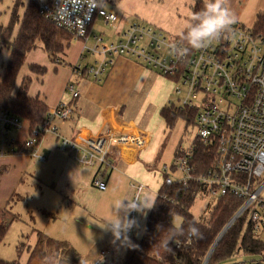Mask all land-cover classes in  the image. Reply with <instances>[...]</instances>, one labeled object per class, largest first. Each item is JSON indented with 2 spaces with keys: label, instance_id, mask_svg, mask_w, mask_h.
Returning <instances> with one entry per match:
<instances>
[{
  "label": "built area",
  "instance_id": "1",
  "mask_svg": "<svg viewBox=\"0 0 264 264\" xmlns=\"http://www.w3.org/2000/svg\"><path fill=\"white\" fill-rule=\"evenodd\" d=\"M64 2L68 3V10L61 7L58 11L60 0H48L41 3L39 13L51 27L75 39L86 40L98 18L105 24L118 22L116 14L107 9L114 0H97L99 7L94 10L87 5L78 8L77 0ZM95 40L102 41L99 37ZM85 51L98 55L94 64L84 69L85 74L96 80L107 72L113 56H124L175 81L174 91L179 97L176 107L196 112L197 136L190 147L178 149L171 166L164 167V185L178 183L197 188V195L205 194L217 201L226 196L241 200L242 205L224 229L228 227V231L237 220L245 218L254 236L264 241V37L236 22L230 33L204 49L192 50L180 37L172 41L152 26L135 24L117 44L94 49L85 46ZM74 72L81 74V66H75ZM75 86V82H69L66 91L77 98ZM200 97L201 106L197 107L195 102ZM72 115L73 109L61 104L49 111L44 125L30 131L20 117L0 108V160L29 156L46 163L39 146L50 134L57 137L58 150L83 167L112 168V147L144 146L142 137L130 135L109 134L84 142L59 136L55 121L70 120ZM197 143L206 147L208 160L212 155L214 160L202 172L204 163L199 161ZM171 173L182 176L173 179ZM94 185L102 192L107 189L99 176L95 177ZM144 190L139 185L135 197ZM132 229L127 233L131 234ZM176 246L180 248L181 243L177 242ZM214 250L211 255L208 252L202 264L210 263ZM82 264L118 262L111 250L104 248L96 259L84 260ZM222 264H264V252L235 254Z\"/></svg>",
  "mask_w": 264,
  "mask_h": 264
},
{
  "label": "rangeland",
  "instance_id": "2",
  "mask_svg": "<svg viewBox=\"0 0 264 264\" xmlns=\"http://www.w3.org/2000/svg\"><path fill=\"white\" fill-rule=\"evenodd\" d=\"M21 1L27 6L29 0ZM195 1L114 0L107 9L116 14L118 22L114 25H103L102 30L106 38L97 42V45L101 47L117 44L122 38L121 33L135 24L152 26L173 41L181 37L186 30ZM13 2L14 0L0 1V25L6 23L8 7L10 8ZM227 6L235 15L236 22L249 30L253 29L257 16L264 13V0H227ZM18 12L23 11L19 9ZM87 45L88 48H95L96 44L93 45V41L90 40ZM83 46L84 42L75 38L69 43L66 42L65 54L60 56V61L54 63L47 59L45 52L33 51L20 68L15 91L20 89L24 79H31L28 94L32 97H43L44 89L49 94L60 93L63 90L64 94L68 93L67 83L73 82L75 78V66L78 63L83 66L91 61V58L87 57L81 59ZM3 48L4 45L0 43V79L8 61V51ZM43 55L48 61L45 77L37 75L32 70L34 66L32 59L38 60ZM174 94V105L179 106L177 102L179 97L175 91ZM201 100L202 97L195 102L197 107L201 106ZM196 136L195 124L191 123L186 127V122L182 119H177L166 131L156 170L162 177L165 175V165L169 167L173 164L178 149L190 147ZM53 171L50 162L41 163L29 156L0 160V212L6 211L8 217L14 218L4 242L0 245V259L28 264L29 249L35 246L38 233H43L50 238L69 242L80 256L81 260L77 264H82L85 259L93 261L104 248L111 250L114 260L120 263L125 258L127 248L136 246L132 238L142 237L141 233L135 230L133 234H127L128 241L123 239V234L121 239H115L112 232L105 228V221L115 217L113 205L121 201L123 189L108 188L102 195H96L98 206L94 212L76 206L69 208L60 193L53 189ZM181 176V173L170 174L173 179ZM216 204L217 200L208 195H197L191 207L193 219L196 222L207 223ZM171 220L175 227L182 224V219L178 216H173ZM144 223L141 222L140 225L142 231ZM107 228L110 229L111 225H107ZM58 262L53 264H59ZM31 264L43 263L34 260Z\"/></svg>",
  "mask_w": 264,
  "mask_h": 264
},
{
  "label": "crops",
  "instance_id": "3",
  "mask_svg": "<svg viewBox=\"0 0 264 264\" xmlns=\"http://www.w3.org/2000/svg\"><path fill=\"white\" fill-rule=\"evenodd\" d=\"M0 1L2 2V0ZM15 1L12 3L11 9L8 7L6 23H2L0 27L8 26ZM21 10L23 12H19V14L23 15L24 9ZM104 24L102 19H96L90 28L88 38L81 40L84 42L80 54L81 59L83 57L91 58V63L83 66L80 63L77 64L81 66L82 72L74 76L73 82L76 83L75 89L79 96L74 98L69 92L64 94V90L60 93L49 94L44 89L43 97H38L48 106L49 111L61 104L68 105L73 109L70 120L55 121L61 137L84 142L111 134L142 137L145 141L142 147L134 144H118L112 147L110 159L113 167L109 169L80 166L58 150V139L55 135H48L45 142L40 144V154L45 156L46 162H50L53 166V189L60 193L69 208L76 206L90 212L96 211L98 206L95 196L107 192L108 188H113V190L122 188L121 200H123V204L127 205V199L135 198L138 186L143 185L145 190L140 197L147 195L152 202H155L159 190L164 185V177L156 170L163 139L169 129L162 116V111L166 107L175 106V81L132 58L113 56L112 64L99 80L85 74L84 69L94 64L98 55L84 52V47H88L87 43L92 40L93 45L96 44V48L98 45L95 38L99 37L102 41L106 38L105 32L102 30ZM18 32L19 27L15 29L14 39ZM124 32L121 33L122 36ZM3 50L8 51L7 60H9V48L5 46ZM35 50L45 52L42 46L38 45L30 51L31 53H28L27 57ZM46 56L51 63H54L47 54ZM46 56L43 55L38 60L32 59L33 65L45 69L44 74H46V66H48ZM60 59L61 57H59V61ZM30 97L32 96L30 95ZM96 176L105 181L106 191L102 192L96 188L94 185ZM152 207L146 209L144 213L135 211L136 225L131 234L137 230L143 236ZM132 213L133 211L128 213V219H132ZM138 213L139 215H137ZM123 214L121 212V215ZM141 222H145L143 231L140 226ZM141 238H132V241ZM85 260L91 262V260Z\"/></svg>",
  "mask_w": 264,
  "mask_h": 264
},
{
  "label": "trees",
  "instance_id": "4",
  "mask_svg": "<svg viewBox=\"0 0 264 264\" xmlns=\"http://www.w3.org/2000/svg\"><path fill=\"white\" fill-rule=\"evenodd\" d=\"M23 3L21 0L15 1L8 26L0 27V43L10 51L0 79V108L20 117L30 131H33L45 124L49 109L38 97H30L28 94L31 79H24L20 89L15 91L20 68L28 53L38 45L42 46L51 61L58 62L60 55L65 53V43H69L74 37L50 26L39 13V0H29L27 6ZM203 8L204 1L196 0L192 6V16ZM19 9H24L23 15L19 14ZM18 27L19 32L14 39V32ZM253 30L264 37V13L257 16ZM185 33L186 30L180 39L189 46ZM32 70L39 75L45 73V69L35 65ZM162 116L168 128L177 119L184 120L188 127L191 123L195 124L196 112L170 106L163 109ZM197 149L199 161L204 163L202 172L213 164V155L208 160L206 147L201 143H197ZM196 191L197 188L184 187L178 183L163 185L149 213L142 238L133 240L136 246L128 247L125 258L118 264H202L224 227L242 205V201L232 196L223 197L217 201L207 223L196 222L191 214ZM7 215L6 211L0 212V245L5 240L11 221L14 220ZM173 216L182 219L180 227L173 225ZM192 227L199 229V237H189ZM177 242L181 243L180 248H177ZM262 252L264 241L257 239L245 218H241L223 236L209 264H222L235 254L255 255ZM34 260L43 264H53L56 261L59 264H77L81 259L69 242L38 233L35 246L29 249L28 264ZM0 264L21 263L0 259Z\"/></svg>",
  "mask_w": 264,
  "mask_h": 264
},
{
  "label": "clouds",
  "instance_id": "5",
  "mask_svg": "<svg viewBox=\"0 0 264 264\" xmlns=\"http://www.w3.org/2000/svg\"><path fill=\"white\" fill-rule=\"evenodd\" d=\"M84 5H87L90 10L99 7L97 0H77L76 6L78 8ZM61 7L68 10V3L60 0L56 9L59 11ZM234 23H236V17L227 6V0H204V8L195 13L186 26L185 35L187 43L192 50L204 49L212 41L218 40L230 33ZM127 200V205L123 204V200L115 203L112 209L115 213V219L105 221V228L112 232L114 238L121 239L123 234L125 241H128L127 232L136 225L134 219H128V213L131 211L144 213L146 209H150L154 204L147 195L144 197L137 196L131 200ZM121 212L124 214L121 215ZM107 225H111V228L108 229ZM190 232L193 236H200L197 227H192Z\"/></svg>",
  "mask_w": 264,
  "mask_h": 264
},
{
  "label": "water",
  "instance_id": "6",
  "mask_svg": "<svg viewBox=\"0 0 264 264\" xmlns=\"http://www.w3.org/2000/svg\"><path fill=\"white\" fill-rule=\"evenodd\" d=\"M227 229H228V227L225 228V229L223 230V232L220 234V236L217 238V240H216V242H215L213 248H212L211 251L209 252V255L212 254L213 250L216 248V246H217L218 243L220 242L221 238L223 237V235L225 234V232L227 231Z\"/></svg>",
  "mask_w": 264,
  "mask_h": 264
}]
</instances>
